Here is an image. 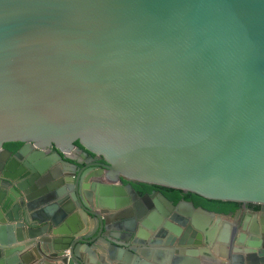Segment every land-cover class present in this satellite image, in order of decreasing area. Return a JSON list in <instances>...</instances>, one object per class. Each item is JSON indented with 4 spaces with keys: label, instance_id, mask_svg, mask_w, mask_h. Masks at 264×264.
<instances>
[{
    "label": "water",
    "instance_id": "obj_1",
    "mask_svg": "<svg viewBox=\"0 0 264 264\" xmlns=\"http://www.w3.org/2000/svg\"><path fill=\"white\" fill-rule=\"evenodd\" d=\"M0 186V264H264V0H0Z\"/></svg>",
    "mask_w": 264,
    "mask_h": 264
},
{
    "label": "flooded vegetation",
    "instance_id": "obj_2",
    "mask_svg": "<svg viewBox=\"0 0 264 264\" xmlns=\"http://www.w3.org/2000/svg\"><path fill=\"white\" fill-rule=\"evenodd\" d=\"M4 148L13 154H15L19 150V148L14 150L13 148L6 147L5 145H4ZM82 152H83L82 149L79 148L76 151V155L81 156ZM6 157H7V155H4V158H6ZM104 170H105L104 161L101 158L93 156L87 152V163L76 165V168H74L73 170H70L68 172V174L71 178H75V177L78 178L79 177V179H80L79 181L84 182V185L87 183V196H101V195H99V191L101 189L100 185H101V183H107L108 182L107 179L105 178ZM26 171L28 172V170H24L23 173L21 174V175H23L24 179H28L30 177V176L25 174V173H27ZM3 172H4V170L2 171V173ZM119 183L123 187L127 186L128 184H131V186L134 189L135 194L137 196H160L162 194V195L166 196L169 200H171L175 204H178L181 201H187V202L193 203L194 206L197 208H199V207L205 208L201 205H196V203L192 200L191 197H188L189 199H184L185 196H181L182 198H180L179 201L175 202L171 198V196H169V192H167V193L163 192L162 190L151 187L149 185L130 183L129 181L122 179V178L120 179ZM0 189L9 190V187L8 186H6V187L0 186ZM83 189H85V188H83ZM128 196H132V195L129 194ZM91 208L96 210L97 212L100 211V209L97 208L96 204H91ZM205 209H207V208H205ZM235 214L229 215V216L235 217L234 216Z\"/></svg>",
    "mask_w": 264,
    "mask_h": 264
},
{
    "label": "trees",
    "instance_id": "obj_3",
    "mask_svg": "<svg viewBox=\"0 0 264 264\" xmlns=\"http://www.w3.org/2000/svg\"><path fill=\"white\" fill-rule=\"evenodd\" d=\"M22 144L21 143H8L5 144L6 147H10L15 149H18ZM157 189L162 190L163 192H169V196L177 202L179 201L181 196H185L184 199H189L188 197H191L192 200L196 203V205H201L208 210H211L217 214L229 216L235 214L238 210H240L243 207L242 203L239 202H232V201H219V200H209L205 199L199 195L193 194V193H185L180 190L170 189V188H162L158 186H151ZM248 209L253 211H259L260 206L254 205V204H248Z\"/></svg>",
    "mask_w": 264,
    "mask_h": 264
},
{
    "label": "crops",
    "instance_id": "obj_4",
    "mask_svg": "<svg viewBox=\"0 0 264 264\" xmlns=\"http://www.w3.org/2000/svg\"><path fill=\"white\" fill-rule=\"evenodd\" d=\"M247 212H254V211L250 210V209L249 210L243 209L241 214H239V216H237V217L222 216V219H221V222H220L221 227L223 228V227H226V226L231 225L233 223L241 224L243 222V220L245 219V216H246ZM255 213L257 214L256 215L257 220L261 221L262 215L259 213V211H256ZM219 232L220 231H217V233H219ZM153 249L158 250L159 252H165V254H167V255H181V253H178L179 251L171 252L172 248H168V247H165V246H154ZM177 249L178 250H182L179 247ZM147 261L149 262V264H158L156 262V260H154L153 258L150 259V260H147Z\"/></svg>",
    "mask_w": 264,
    "mask_h": 264
},
{
    "label": "built area",
    "instance_id": "obj_5",
    "mask_svg": "<svg viewBox=\"0 0 264 264\" xmlns=\"http://www.w3.org/2000/svg\"><path fill=\"white\" fill-rule=\"evenodd\" d=\"M62 256H63L64 258H66L67 260H69L70 257H71V253H70L69 250H66V251H64V253H63Z\"/></svg>",
    "mask_w": 264,
    "mask_h": 264
}]
</instances>
